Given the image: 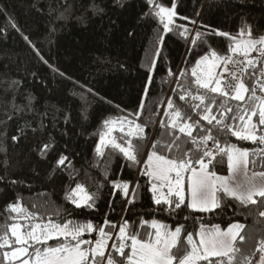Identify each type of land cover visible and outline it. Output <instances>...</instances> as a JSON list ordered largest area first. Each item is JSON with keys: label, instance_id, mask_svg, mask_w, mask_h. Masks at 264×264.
<instances>
[{"label": "trees", "instance_id": "16d2710c", "mask_svg": "<svg viewBox=\"0 0 264 264\" xmlns=\"http://www.w3.org/2000/svg\"><path fill=\"white\" fill-rule=\"evenodd\" d=\"M157 2L166 7L175 3L171 31L165 32L159 19L149 14L147 0H0V225L9 215L6 206L18 199L30 211L59 223L101 225L107 219L120 225L127 220L142 237L154 231L140 228L142 220L156 219L173 230L183 226L182 243L188 233L198 240L202 226L226 229L239 222L245 240H238V246L255 253L264 239V217L259 215L264 199L241 205L218 193L221 207L214 211L182 205L169 212L154 204L150 178L141 171L154 142H171L160 126L162 119L167 122L164 112L170 98L186 116L199 119L179 96L192 87L191 69L200 57L210 50L228 54L232 41L217 33L239 38L241 29L250 28L254 38L264 36V0ZM184 28L187 32L181 35ZM253 80L245 76L249 88ZM230 103L235 107L238 102ZM125 117L144 126V138L127 137L126 126L125 132L115 128L112 134L124 146L131 139L137 165L110 145L103 148V157L96 152L100 135L113 125L105 121L120 124ZM201 125L217 135L214 125L203 120ZM220 143L257 153L264 149L259 142L232 136H221ZM62 156L67 159L58 165ZM210 168L227 174L226 158L223 165ZM249 171L264 167L250 165ZM112 181L130 182L134 201L114 189ZM77 185L85 190L78 197L94 196V208H77L66 198ZM188 197L187 192L186 203ZM253 259L258 261L259 253Z\"/></svg>", "mask_w": 264, "mask_h": 264}, {"label": "snow or ice", "instance_id": "6c2138e0", "mask_svg": "<svg viewBox=\"0 0 264 264\" xmlns=\"http://www.w3.org/2000/svg\"><path fill=\"white\" fill-rule=\"evenodd\" d=\"M147 4L152 9L149 14L159 19L164 31H171L177 15L175 3L166 7L157 0H147ZM186 32L184 28L181 35ZM217 34L232 41L228 54L210 50L200 57L191 69V85L195 91L189 87L179 96L181 101L188 102L199 119L186 116L170 98L164 112L167 122L162 119L160 126L168 131L171 142H154L141 171V175L150 178L154 204L166 206L165 211H174L182 205L197 212L214 211L221 207L222 197L218 193L236 199L241 205L256 204V197L264 199V184L256 185L248 177L250 165L255 167L259 163L264 167V149L257 153L235 144L221 146L220 143L221 136H232L264 145V68L260 69L259 76L254 71L257 63L264 59V36L254 38L250 28L246 32L241 29L239 38L228 33ZM200 35L197 33L198 39ZM253 52L259 56L251 58ZM221 67L230 80L224 79L223 72L215 71ZM180 75L185 73L182 71ZM245 76H256L251 88L246 86ZM257 89L261 94L258 95ZM230 101L238 103L233 107ZM201 120L214 125L217 135L213 134V128L203 127ZM110 123L115 122L105 121V125ZM124 123L128 126L127 137L144 138L143 125L125 117L121 120V132H125ZM198 130L203 135H194ZM112 131L109 127L100 135L97 154L103 157V148L110 145L132 165L139 164L131 139L127 140V146L114 138L106 140ZM157 147L168 154L159 153ZM47 148L48 145H44V149ZM225 158L229 175L220 176L210 166L223 165ZM66 159L62 156L57 164L64 165ZM241 173L245 177L244 184L235 182V177ZM256 175L264 176V172L253 173V177ZM186 181L190 194L187 203ZM112 185L125 197L129 195L130 182L112 181ZM84 192V187L77 185L66 198L77 208L82 205L94 208V196L85 193L78 197ZM6 212L9 215L0 225V264H264V239L255 248V253H259L258 261L253 259L255 253H245L238 246V240H245L241 235L244 226L240 224H232L226 230L219 226L211 229L202 226L196 233L198 240L193 233H188L182 243L183 226L173 230L156 219L140 222V228L154 230L145 231L142 237L140 231L134 230L136 226L127 220L120 225L107 219L101 225L72 220L59 223L30 211L19 199L8 204ZM55 215L59 216V211ZM259 215L264 217V212ZM94 233L92 239L84 238L85 234ZM49 241L55 243L49 244Z\"/></svg>", "mask_w": 264, "mask_h": 264}, {"label": "rangeland", "instance_id": "374dc122", "mask_svg": "<svg viewBox=\"0 0 264 264\" xmlns=\"http://www.w3.org/2000/svg\"><path fill=\"white\" fill-rule=\"evenodd\" d=\"M216 72H218V73H220V72H223V67H221V68H217L216 70H215ZM223 74H224V72H223ZM247 86V85H246ZM246 96H247V94H246ZM124 126H126V127H128L127 126V124L126 123H124ZM121 127V123L120 124H118V123H113V125H112V127L111 128H113V130L115 129V128H120ZM114 138V136H113V134H112V132L110 133V135L108 136V137H106V140H109V139H113ZM146 161V160H145ZM259 172H264V171H248V177H250V178H252V183H255L256 185H262V184H264V176H260V175H256V176H254L253 177V173H259ZM218 174V173H217ZM218 175H220V176H228L229 175V173H227V174H218ZM235 182H239V183H241V184H244L245 183V177L243 176V174L241 173V174H239V175H237L236 177H235ZM133 187H130L129 188V197H131V196H133ZM187 181L185 182V196L187 197ZM131 195V196H130ZM188 195H189V200H190V194L188 193ZM122 224V223H121ZM233 224H240L241 225V223H233ZM232 225V224H231ZM230 226V225H229ZM228 226V227H229ZM220 227V226H219ZM227 227V228H228ZM212 228V227H211ZM211 228H207V229H211ZM221 228V227H220ZM226 228V229H227ZM222 230H226V229H224V228H221ZM109 243H112L111 241L109 242Z\"/></svg>", "mask_w": 264, "mask_h": 264}, {"label": "built area", "instance_id": "2783aa9c", "mask_svg": "<svg viewBox=\"0 0 264 264\" xmlns=\"http://www.w3.org/2000/svg\"><path fill=\"white\" fill-rule=\"evenodd\" d=\"M259 56V54L257 53V52H253V53H251V58H256V57H258ZM237 59H243V57H236ZM229 68H232V65H229L228 66ZM261 68H264V59H261L260 60V62L259 63H257V65H256V68H255V73H256V76H259V74H260V69ZM256 76H254V82H255V79H256ZM223 77H224V79L225 80H230L231 78L228 76V73L227 72H224V74H223ZM253 82V83H254ZM230 90V89H229Z\"/></svg>", "mask_w": 264, "mask_h": 264}, {"label": "crops", "instance_id": "0c3cea01", "mask_svg": "<svg viewBox=\"0 0 264 264\" xmlns=\"http://www.w3.org/2000/svg\"><path fill=\"white\" fill-rule=\"evenodd\" d=\"M189 198V197H188Z\"/></svg>", "mask_w": 264, "mask_h": 264}]
</instances>
